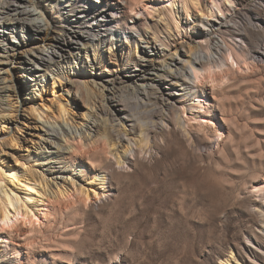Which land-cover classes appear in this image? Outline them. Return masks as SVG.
<instances>
[{
	"label": "rangeland",
	"instance_id": "rangeland-1",
	"mask_svg": "<svg viewBox=\"0 0 264 264\" xmlns=\"http://www.w3.org/2000/svg\"><path fill=\"white\" fill-rule=\"evenodd\" d=\"M40 1L56 26L49 37L0 28V166L24 163L45 199L39 221L0 227V264H219L231 253L235 264H264V0H200L224 11L211 37L184 0ZM39 45L50 63L37 60ZM203 56L201 78L173 79ZM197 94L206 107L180 110L186 131L175 127L166 103L195 104ZM60 105L71 128L56 117ZM112 108L125 123H111ZM112 124L132 145L118 143Z\"/></svg>",
	"mask_w": 264,
	"mask_h": 264
},
{
	"label": "bare ground",
	"instance_id": "bare-ground-1",
	"mask_svg": "<svg viewBox=\"0 0 264 264\" xmlns=\"http://www.w3.org/2000/svg\"><path fill=\"white\" fill-rule=\"evenodd\" d=\"M168 1L169 2L166 5L167 6H169V5L172 6L173 4L170 2V0H168ZM184 1H185V3L192 2L194 4V6H196L200 10V14H199L200 17H199V19H200L201 24L204 26V29H205L206 34H207L208 37H211V35L214 33L213 31H219L221 29V27L223 26V24H224L225 21L223 22L224 11L221 8L220 2L214 1V3H212V5H210V6L209 5L201 6L200 0H184ZM208 2H209V0H208ZM227 2H228V4L230 6H235L234 0H227ZM74 4L75 3H73V5ZM132 12H133L132 14H134V17H135L136 14H139V13L142 14L143 13L141 10H136L134 8H133ZM112 19H114V18L112 17ZM68 22H70V25L71 26H74L73 25V22L74 21L69 20ZM19 23L20 24H23V25H30V26H32V29H33V27H37V29L39 31H45V36L46 37H49V34H50V26L51 25H53V28H56L55 22L47 14V12H46V10H45V8H44V6H43V4L41 3L40 0H0V28H3V29H8L10 27L12 28V26H14L15 24H19ZM131 28L133 30H136V32H138L140 34V36H141L142 32L138 29V27L136 26V24L132 25ZM113 34H116V32H114ZM214 34H216V33H214ZM80 35H81L80 32H77V31H75L74 33L71 30L68 31V32H66V36L69 37L71 39V41H74L77 38L78 39L81 38ZM126 37H128V36H126ZM55 41H56V44L58 46H59V44H61V41H60L59 38L57 40H55ZM161 42H162V44H166V42L163 41L162 39H161ZM177 44H178V42H177ZM175 46L177 47L176 44H175ZM149 47L147 48V45H146V47L145 46H141L138 42H136L135 50L138 51V49H139V50H144L146 52L151 53L152 50L149 49ZM37 48H38V51L42 48L40 50L41 52L36 55L37 60L43 61L46 64L50 63V60H48L47 58H45L44 57V54H43L44 53L43 51H45L46 48L45 47H42V45H39V47H37ZM56 50H57L56 48L54 50H52V54H51L52 56H55L54 53L56 52ZM46 51H49V49H47ZM16 53L17 52L14 51V53L12 54V60L9 61V62H7V66H12V63H14L13 60H15V58L18 55ZM30 53H31V51H30ZM231 53H232V51H231ZM233 57H235V56H233ZM206 58H207L206 56L205 57L203 56V59H201L199 57H196L194 60H192V59H186L185 60V64L181 67L180 70H177L176 69L175 71L172 72L173 79H177L178 80L179 78H183V77H185V78H191L192 75H194L195 78H201L202 77L201 76L202 75V72L200 70V66H201V64L203 63V61ZM208 58L211 59V55H209ZM211 61H212V59H211ZM3 63H5V62L2 61V60H0V64H3ZM210 64H211V62H210ZM208 65H206L207 66L206 68H208ZM8 69L9 68H7V70ZM170 69H171V67H170ZM145 72H146V69H142L141 71H139L137 73V76L138 77H142L145 74ZM170 73H171V71L168 70L167 71V75L170 76L169 75ZM9 75H11V73ZM6 78L7 77H3V79H6ZM59 78L60 77L58 75H55V80H54V83L55 84H57L58 82L60 83V81H62ZM201 81L204 82V80L200 79V82ZM2 82H4V81H2ZM183 84L186 85V89L189 88V85L187 84V82H185ZM105 85H106V83L104 84V86ZM155 85H157V84L156 83H151L150 84V88L146 85L148 88L144 89V91L142 92L143 93L142 99H144V96L145 95L146 96L147 95L150 96V91L151 90H155ZM10 86H12L15 89V84L12 83V85H10ZM6 88H8V86H6ZM118 90H120L122 92H125L126 91V89L120 88V87L118 88ZM196 96H198L197 97L198 98L197 99L198 100V103H195V104H192V102H191V104L186 105L187 103L186 104L183 103L182 106H179V105L175 104V101H174V103H169V102L166 103L167 108L169 110V113L171 115L170 122H172L175 127H178L180 129L186 131V129L184 128V121L182 119V116L180 115V110H182V112L184 113V115H186L187 114L186 112L188 110H193L195 108H205L206 107L205 106V103L207 102V100L204 97V95L197 94ZM109 97H110V95H109ZM169 98L170 97H167V99H169ZM6 100H7L6 97H0V104L1 103L4 104V102ZM122 100H124V93H122L120 95V101H122ZM8 102L7 103L10 104L11 107L13 108L12 110H14V111H17L18 110L17 109L18 107L16 109H14V104L16 102H18V97H17V101L11 102L9 100ZM33 107L34 106L32 105L31 106V110L35 111L36 109L33 108ZM115 109L116 108H112L111 110L110 109H108V110L104 109V113L110 118L111 123H114L116 121L121 122L122 124L125 123L123 121V119L121 118V115L119 113V111L121 112V109L122 108H117L118 111H116ZM37 110L39 112L40 118H43L44 117L43 116L44 114L42 113V111H40V109H37ZM70 111L71 110L69 108H67L66 105H60V107H59V113H58V115L56 117H57V119L58 118L63 119V121L66 122V125L71 128L72 126L70 125L69 118L67 117V115L70 113ZM115 111H116V113H115ZM197 111H198V113L192 115V116H194V118H199L200 119L201 117H204L203 114L202 115L200 114L201 111L199 112V109ZM49 114H51V113H49ZM54 115H56V114H54ZM54 115H51V117L53 119L55 118ZM48 118H50V117H48ZM190 118H191V116H190ZM186 122H187V120H186ZM163 124L164 125L166 124V126H170L169 122H167L165 120L163 121ZM146 126H147L146 123L143 120H141L140 121V128H141V131L144 133L145 140H146V142L144 143V145H142L140 147L141 151L145 150L144 147H145V145L148 144V142L150 140L149 132L147 131ZM114 127H115L114 124L110 125L109 131L111 133L112 132L114 133V136L117 138L118 143L119 142H122V141L123 142L125 141L126 143L132 145V139L129 136V134L126 133V131L124 129H123V131H120V132L117 131V132H115V128ZM113 133H112V135H113ZM223 134L224 133L222 132V129H221V131L219 133V136H221ZM107 137H108V135L104 136V140H103L104 141V144L103 145H105V147H104L105 149H108L109 148V147H107V145H108ZM17 139L18 138L16 136H12L10 140H11L12 143L13 142L17 143L16 142ZM89 148H90V150H89V152H90L92 150L91 149L92 147H89ZM128 151H130L134 155L136 154V151H135V149L133 147L128 148ZM150 152H151V149H150ZM109 156L110 155H108V157ZM117 162H120V159L118 157H117ZM103 193H105V191H103ZM42 196H43V194H42V191L40 190V185L38 183L37 178H35L33 175H31L29 173V171L24 167V163H20V164L9 163L8 165L7 164H2L0 166V227H2V228L8 227L9 228L13 224H14V226L17 223L19 224V222L22 223V222H27V221H29V222L30 221L31 222L39 221V218H40L39 217L40 216L39 215L40 209L38 208L40 206L39 202L41 203V201H42L43 203H45V201H44L45 199H43ZM49 206L50 205H48V207ZM43 209L46 210L47 209V206L45 205V207L42 208V210ZM44 214H46V212H44ZM1 236L2 235L0 234V238H2ZM261 248L259 247V249H261ZM235 261H237L236 260V257H235V255L233 253H231V255H229L227 257H224V258H221L219 264H235ZM237 263L238 264H241L239 261Z\"/></svg>",
	"mask_w": 264,
	"mask_h": 264
}]
</instances>
